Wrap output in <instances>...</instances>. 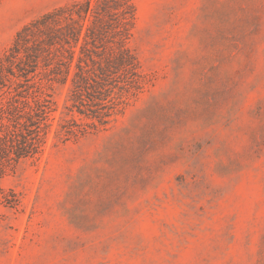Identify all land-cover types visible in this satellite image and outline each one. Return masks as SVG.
I'll return each instance as SVG.
<instances>
[{
	"label": "rangeland",
	"instance_id": "obj_1",
	"mask_svg": "<svg viewBox=\"0 0 264 264\" xmlns=\"http://www.w3.org/2000/svg\"><path fill=\"white\" fill-rule=\"evenodd\" d=\"M74 0H0V49ZM143 74L106 128L0 177V264H264V0H135Z\"/></svg>",
	"mask_w": 264,
	"mask_h": 264
},
{
	"label": "trees",
	"instance_id": "obj_2",
	"mask_svg": "<svg viewBox=\"0 0 264 264\" xmlns=\"http://www.w3.org/2000/svg\"><path fill=\"white\" fill-rule=\"evenodd\" d=\"M135 20V0H74L24 25L0 49V177L43 154L55 85L67 88L56 128L63 142L106 128L121 112L143 79L129 45Z\"/></svg>",
	"mask_w": 264,
	"mask_h": 264
}]
</instances>
